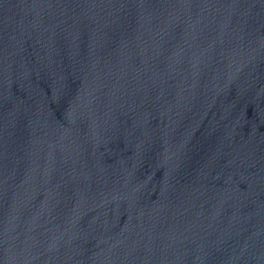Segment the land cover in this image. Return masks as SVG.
Here are the masks:
<instances>
[{
	"label": "water",
	"instance_id": "obj_1",
	"mask_svg": "<svg viewBox=\"0 0 264 264\" xmlns=\"http://www.w3.org/2000/svg\"><path fill=\"white\" fill-rule=\"evenodd\" d=\"M0 264H264V0H0Z\"/></svg>",
	"mask_w": 264,
	"mask_h": 264
}]
</instances>
